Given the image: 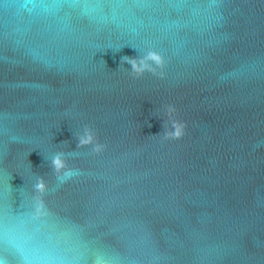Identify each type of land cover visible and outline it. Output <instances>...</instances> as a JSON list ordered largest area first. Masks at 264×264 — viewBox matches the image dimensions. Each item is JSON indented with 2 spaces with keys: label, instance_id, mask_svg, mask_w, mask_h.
Here are the masks:
<instances>
[{
  "label": "water",
  "instance_id": "95a60500",
  "mask_svg": "<svg viewBox=\"0 0 264 264\" xmlns=\"http://www.w3.org/2000/svg\"><path fill=\"white\" fill-rule=\"evenodd\" d=\"M0 264H264V0H0Z\"/></svg>",
  "mask_w": 264,
  "mask_h": 264
},
{
  "label": "clouds",
  "instance_id": "9594fccd",
  "mask_svg": "<svg viewBox=\"0 0 264 264\" xmlns=\"http://www.w3.org/2000/svg\"><path fill=\"white\" fill-rule=\"evenodd\" d=\"M124 64L130 65L131 74L137 78L142 77L145 72H151L153 75H158L161 78L164 76L163 68L165 66L164 58L155 51H148L142 57H128L124 56L121 59V67ZM157 69L160 71L157 72ZM177 109L172 106H166L167 121H165V131L163 133L166 140H179L185 135L187 125L176 118ZM78 148L85 146H92L94 153H100L105 149V145L98 142L93 129L85 126L82 133L77 134ZM51 166L56 173L62 174L64 179H69L76 174L75 170L68 167L64 158L63 152H58L51 160ZM35 191L44 192L46 184L41 177L34 186Z\"/></svg>",
  "mask_w": 264,
  "mask_h": 264
},
{
  "label": "snow or ice",
  "instance_id": "6c2138e0",
  "mask_svg": "<svg viewBox=\"0 0 264 264\" xmlns=\"http://www.w3.org/2000/svg\"><path fill=\"white\" fill-rule=\"evenodd\" d=\"M151 51H155V50H151ZM156 52V51H155Z\"/></svg>",
  "mask_w": 264,
  "mask_h": 264
}]
</instances>
